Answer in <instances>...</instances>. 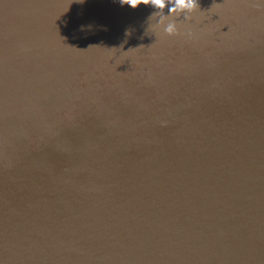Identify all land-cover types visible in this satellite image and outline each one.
<instances>
[{
	"label": "water",
	"instance_id": "95a60500",
	"mask_svg": "<svg viewBox=\"0 0 264 264\" xmlns=\"http://www.w3.org/2000/svg\"><path fill=\"white\" fill-rule=\"evenodd\" d=\"M257 2L0 0V264H264Z\"/></svg>",
	"mask_w": 264,
	"mask_h": 264
},
{
	"label": "clouds",
	"instance_id": "9594fccd",
	"mask_svg": "<svg viewBox=\"0 0 264 264\" xmlns=\"http://www.w3.org/2000/svg\"><path fill=\"white\" fill-rule=\"evenodd\" d=\"M121 7L127 5L131 9H138L141 5L154 9L148 17V21H154V27L165 36H187L192 38L195 33L190 29L181 32L180 22H191L195 13L201 10L199 0H119ZM254 7L264 8V3L259 0ZM133 29L125 30V36L131 37Z\"/></svg>",
	"mask_w": 264,
	"mask_h": 264
}]
</instances>
